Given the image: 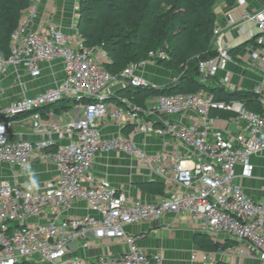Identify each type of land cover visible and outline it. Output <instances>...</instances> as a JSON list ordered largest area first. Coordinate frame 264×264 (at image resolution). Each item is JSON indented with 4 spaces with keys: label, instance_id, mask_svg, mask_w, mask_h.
Wrapping results in <instances>:
<instances>
[{
    "label": "built area",
    "instance_id": "obj_1",
    "mask_svg": "<svg viewBox=\"0 0 264 264\" xmlns=\"http://www.w3.org/2000/svg\"><path fill=\"white\" fill-rule=\"evenodd\" d=\"M43 1L29 0L11 34L10 55L0 56V264H163L160 254L139 246L142 235L126 228L167 215H186L200 231L236 241L241 255L264 263V202L247 196L238 182L253 176L252 157L264 159V4L251 9L249 0H236L226 27L215 24V56L198 60L197 92L159 95L143 105L119 98L112 105L113 85L163 87L140 64L119 77L110 74L78 30L69 33L41 18ZM230 31L238 35L235 45ZM167 59L157 50L148 62ZM241 63L249 65L254 83L235 90L230 66ZM48 70L52 81L31 95L28 82L46 79ZM13 85L23 91L14 99L8 97ZM213 90L250 93L260 110L244 100H222ZM64 100L76 103L66 114L75 116L63 119L50 108ZM23 124L30 127L26 133ZM107 126L118 134L106 136ZM103 153L124 155L175 190L154 203L130 199L96 175ZM116 244L120 253L104 252Z\"/></svg>",
    "mask_w": 264,
    "mask_h": 264
},
{
    "label": "trees",
    "instance_id": "obj_2",
    "mask_svg": "<svg viewBox=\"0 0 264 264\" xmlns=\"http://www.w3.org/2000/svg\"><path fill=\"white\" fill-rule=\"evenodd\" d=\"M218 0H80L77 30L87 47L102 46L110 63L105 68L119 77L131 64L149 59L151 51L164 50L168 55L158 65L182 76L179 85L168 88L124 89L120 92L138 105L159 95L178 92H197L200 58L215 56L212 36L216 24L215 7ZM229 7L236 0H223ZM29 0H0V56L10 55V37L18 27ZM107 20V22H105ZM167 44V45H166ZM222 100H244L250 110L260 109L250 93L215 91ZM228 117V113H220ZM164 184L142 182L139 188L153 195L164 194ZM195 243L205 251L214 252L219 244L208 235H200ZM205 245H212L208 249Z\"/></svg>",
    "mask_w": 264,
    "mask_h": 264
},
{
    "label": "crops",
    "instance_id": "obj_3",
    "mask_svg": "<svg viewBox=\"0 0 264 264\" xmlns=\"http://www.w3.org/2000/svg\"><path fill=\"white\" fill-rule=\"evenodd\" d=\"M59 2V3H58ZM63 1L59 0H44L40 6V14L43 20H50L55 22L57 25L62 27L69 33L76 32V21L75 14L72 12L71 5L61 8L60 5ZM264 4V0H249V6L251 9H257ZM232 8L229 7L225 2L220 3L215 7L216 24L220 27H226L225 14ZM237 16H240L241 12L236 11ZM229 39L233 42V45L238 43V35L235 31L228 33ZM239 56L247 59L246 55L243 56L239 52ZM243 64V65H242ZM241 63L239 65H231L230 69L234 73L232 80V87L235 90L250 89L254 83L253 76L249 74L248 70L245 69L247 65ZM152 67V66H151ZM159 66H155L157 68ZM153 68V67H152ZM159 67L158 69H160ZM162 69L155 72L154 70H141L145 76L156 86L162 87L167 85L169 77L167 74L161 72ZM51 70L46 73V79L38 81H32L29 83V93L31 95L44 91V87L38 84L42 81L43 84L52 81V77L49 76ZM252 76V78H251ZM46 82H45V81ZM168 81V82H167ZM46 86V85H45ZM115 86V85H114ZM42 87V88H39ZM119 86H115L111 89V100L112 105L119 103L118 95H114L117 90H121ZM118 94V93H117ZM121 98V97H120ZM57 116L63 119V114H57ZM192 115L189 120L192 121ZM106 136H115L118 133V129L115 126H107L103 130ZM150 143L159 147L162 146V142L154 139L149 140ZM252 164L255 166L253 176L250 178L240 177L238 182L241 185L244 193L260 202H264V159L259 157H252ZM44 167H35L34 171L43 172ZM95 171L98 177L108 180L112 185L116 186L124 195L134 200H141L145 202L154 203L158 198L168 195L169 192L175 190V186L164 181L150 177V175L141 171L137 168V163L124 155H117L115 153L101 154L96 160ZM241 168H238L237 173L241 175ZM46 176V174H43ZM157 181L164 184L163 195H153L142 191L139 188V184L142 182ZM156 231V232H155ZM126 232L132 235H142L139 241V246L149 254H160L163 259V264H264L258 259H250L240 254L238 250V243L226 239L224 236L214 237L207 233H204L192 226L186 215H167L160 221H150L141 225H131L126 228ZM200 235H208L210 240L214 243L219 244V248L224 241V249L209 252L202 250L196 243L195 240ZM122 251V246L119 244L109 246L108 249H104V252L108 254H117ZM197 254L198 259L196 262L191 261V256ZM203 253H208L209 258L203 259Z\"/></svg>",
    "mask_w": 264,
    "mask_h": 264
},
{
    "label": "rangeland",
    "instance_id": "obj_4",
    "mask_svg": "<svg viewBox=\"0 0 264 264\" xmlns=\"http://www.w3.org/2000/svg\"><path fill=\"white\" fill-rule=\"evenodd\" d=\"M52 1V0H51ZM59 1H63L60 5H57V6H60L61 8H65L69 5H71V11L72 12H76V14L78 15L77 16V19H76V23H78V19H79V12H80V0H59ZM112 2L114 3H119L120 0H111ZM223 0H218L217 3H216V6L219 5L220 3H222ZM59 3V2H58ZM75 7H78L79 9L75 11ZM105 22H107V20H105ZM167 45V44H166ZM89 49H91L92 53L94 54V56H96L99 61L105 65L109 64L110 63V59L108 58V55L106 54V52L104 51L103 47L102 46H90L88 47ZM139 67L142 69V70H154L155 72L159 71L160 69L161 72L167 74V77L168 76H171L169 77V80L168 81H171L169 82L167 85H164L162 86L163 88H168L170 87L171 85H173V83L176 81V79H178L181 75L180 74H177L175 71L173 70H169L167 69L165 66H160L158 65L159 67H161L160 69H158L159 67L155 68V64L153 65H150L149 62H148V59L147 60H143V59H140L139 62H138ZM245 65V64H244ZM247 65V63H246ZM153 68H152V67ZM249 65H247L248 67ZM260 74V73H259ZM45 81V80H44ZM167 81V82H168ZM46 82V81H45ZM30 82H28L29 84ZM13 84V83H12ZM27 84V86H29ZM35 84H38L39 86H42L44 87L46 84H43L42 81H40L39 83H35ZM116 86V85H115ZM115 86L113 85L111 89H114ZM42 87H39V88H42ZM124 89H121V90H117L114 95H118V98H127L126 96H124L123 94H120L121 91H123ZM200 90V89H199ZM22 89L20 87H16V86H11V90L8 92V97H11V98H16L18 95H20L22 93ZM118 93V94H117ZM122 93V92H121ZM50 108H52L55 113L57 114H63L64 118L67 117L66 114H68V112H73L75 109H76V103L74 101H71V100H64L62 102H59L57 104H54L52 105ZM72 116H75V113H72L71 114ZM24 125V124H23ZM19 129H21V131L23 132H28L30 127L28 124H25L24 126H21ZM207 246L206 248L208 249L210 246L212 247V245L208 246V245H205Z\"/></svg>",
    "mask_w": 264,
    "mask_h": 264
}]
</instances>
